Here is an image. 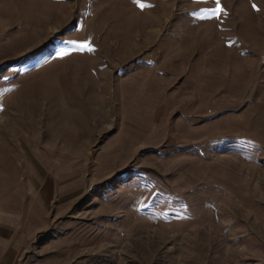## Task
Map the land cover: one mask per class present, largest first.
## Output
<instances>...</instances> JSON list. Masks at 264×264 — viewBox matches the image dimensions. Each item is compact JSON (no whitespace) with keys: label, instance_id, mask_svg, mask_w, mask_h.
<instances>
[{"label":"rangeland","instance_id":"1","mask_svg":"<svg viewBox=\"0 0 264 264\" xmlns=\"http://www.w3.org/2000/svg\"><path fill=\"white\" fill-rule=\"evenodd\" d=\"M140 3L0 0L9 264H264V0Z\"/></svg>","mask_w":264,"mask_h":264},{"label":"crops","instance_id":"2","mask_svg":"<svg viewBox=\"0 0 264 264\" xmlns=\"http://www.w3.org/2000/svg\"><path fill=\"white\" fill-rule=\"evenodd\" d=\"M18 209L15 208L14 203L8 206H0V264H9L11 261V255L6 256L1 248L6 246V241H12L15 234L13 227L19 226L22 220L21 210Z\"/></svg>","mask_w":264,"mask_h":264},{"label":"snow or ice","instance_id":"3","mask_svg":"<svg viewBox=\"0 0 264 264\" xmlns=\"http://www.w3.org/2000/svg\"><path fill=\"white\" fill-rule=\"evenodd\" d=\"M134 2H136L138 4L139 7H141V9H143L145 7L144 4H141L140 3V0H134ZM216 4L218 5L219 4V0H215ZM255 7V6H254ZM220 9H218L219 11Z\"/></svg>","mask_w":264,"mask_h":264}]
</instances>
